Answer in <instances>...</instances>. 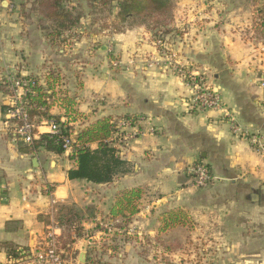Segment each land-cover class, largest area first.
I'll return each mask as SVG.
<instances>
[{"label":"crops","instance_id":"0c3cea01","mask_svg":"<svg viewBox=\"0 0 264 264\" xmlns=\"http://www.w3.org/2000/svg\"><path fill=\"white\" fill-rule=\"evenodd\" d=\"M86 1L64 4L83 13L71 33L77 38L51 46L38 28L34 0H0V122L9 102L3 81L13 68L40 83L45 68H53L79 114L69 124L73 135L100 119L135 120V137L115 145L125 173L108 184L68 180L69 152H22L27 145L0 134V264H35L29 256L54 227L48 222L59 205L96 212L82 225V238L59 245L64 264H81V253L83 264L92 257L99 264H264V155L231 134L223 111L191 109L188 88L165 68L145 27L117 32L106 15L92 16V23ZM172 3L164 45L173 61L203 76L242 129L264 137V42L257 28L264 0ZM51 114L69 121L57 106ZM195 164L211 174L201 189L191 187L188 175ZM131 190L141 195L138 213L120 240L119 219L109 215L120 194ZM171 211L185 224L160 233ZM102 221L106 231L97 228ZM114 239L118 254L110 250ZM2 244L21 251L20 258L8 259ZM182 254L188 259L181 262Z\"/></svg>","mask_w":264,"mask_h":264},{"label":"trees","instance_id":"16d2710c","mask_svg":"<svg viewBox=\"0 0 264 264\" xmlns=\"http://www.w3.org/2000/svg\"><path fill=\"white\" fill-rule=\"evenodd\" d=\"M34 1L38 28L51 46L64 45L68 39L73 38L71 33L77 27L83 13L74 14L64 5L71 0ZM86 4L92 23L96 21L94 16L98 15L103 18L106 15L104 19L112 16V27L117 32L143 26L151 34L153 42L160 41L161 43L165 42L167 34L171 32L167 27L172 21V0H87ZM257 28L264 42V16L260 17ZM23 78L33 83L30 92L24 97L28 122L35 126H39L42 122H55L60 126L61 134L38 135L37 139L21 151L36 153L38 150H44L56 155L64 154L62 138L73 135L74 128L69 124L76 122L79 117L74 107V98L69 97L68 93L62 89L59 73L53 68H45L42 83L37 77L23 76ZM55 106L64 111V117L69 120L68 122H61L62 117L51 114V108ZM7 111L6 107L4 113L6 114ZM114 122L109 118L100 119L73 135L69 159L74 162V168L67 172L68 180L84 181L95 185L108 184L125 173L124 163L119 157L118 149L114 143L109 142L114 131ZM91 145H96V149H91ZM140 198L141 195L136 190L123 192L110 211L111 219H119L118 224H114L115 229L123 230L120 240L126 239L128 226L133 216L138 213L137 202ZM95 213L91 207L57 206L48 223L60 229L62 235L57 238V241L61 249L72 244L75 238H82L85 235L82 225L94 218ZM184 218L182 214L173 211L165 213L160 233H165L181 224L184 225ZM104 223L106 222L97 223V228L106 231L101 226ZM111 243L112 254H118L119 242L114 239ZM2 248L6 251L8 259L20 258L21 251L17 248L9 244H2ZM99 263H101L100 260L92 257L85 264Z\"/></svg>","mask_w":264,"mask_h":264},{"label":"built area","instance_id":"2783aa9c","mask_svg":"<svg viewBox=\"0 0 264 264\" xmlns=\"http://www.w3.org/2000/svg\"><path fill=\"white\" fill-rule=\"evenodd\" d=\"M154 44L159 48V55L164 59L165 68L175 70L176 75L182 79L186 88H188L191 95V109L194 108L199 112L223 111L231 134L248 143L257 153L264 155V137L257 132H248L242 129L231 113L224 110L220 97L208 85L203 76L182 70L173 61V57L168 53L164 43L155 41ZM18 72V68H13V72L3 81V85L7 87L9 92V102L6 106L8 111L3 121L0 122V134L11 135L15 141H21L25 145H30L41 134L60 135V126L55 122H42L39 126L28 122L24 97L30 92V87L33 83L25 80ZM261 86L264 87L263 72ZM40 127L46 128V131L41 133L39 131ZM135 127L136 122L133 119L115 121L114 131L109 142L119 146L127 145L137 133ZM62 142L64 151L70 152L73 135L63 137ZM188 175L191 178V187L195 189L204 188L211 181L210 171L203 164H195L189 167ZM105 228L108 227L105 226ZM54 229V227L49 229L45 235L44 242L29 256V259L35 264H64ZM87 239L92 241L93 237L88 236Z\"/></svg>","mask_w":264,"mask_h":264},{"label":"rangeland","instance_id":"374dc122","mask_svg":"<svg viewBox=\"0 0 264 264\" xmlns=\"http://www.w3.org/2000/svg\"><path fill=\"white\" fill-rule=\"evenodd\" d=\"M74 34V33H73ZM78 34V33H77ZM72 35V34H71ZM69 36V35H68ZM73 38L71 37L70 39H68V42L72 41V40H75L77 38L76 34L72 35ZM67 48H69V46H67ZM19 71V69H18ZM105 227V225L103 226ZM199 257V259H202V255H197ZM186 259H188V255H185V254H182V257L180 258L181 262L182 261H185ZM197 259V258H196ZM180 260H179V263H180ZM201 261V260H200ZM205 264H207V262H204ZM203 264V263H202Z\"/></svg>","mask_w":264,"mask_h":264},{"label":"water","instance_id":"95a60500","mask_svg":"<svg viewBox=\"0 0 264 264\" xmlns=\"http://www.w3.org/2000/svg\"><path fill=\"white\" fill-rule=\"evenodd\" d=\"M7 3L6 1L3 2V7H6ZM33 241L31 242L32 245ZM85 262V254L81 253L79 258V263L83 264Z\"/></svg>","mask_w":264,"mask_h":264}]
</instances>
